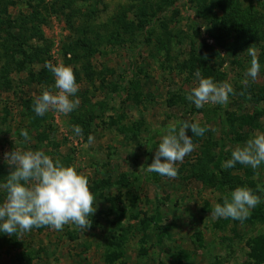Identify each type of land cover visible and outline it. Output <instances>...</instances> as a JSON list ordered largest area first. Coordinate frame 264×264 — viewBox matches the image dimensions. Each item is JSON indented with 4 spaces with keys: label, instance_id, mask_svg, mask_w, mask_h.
Masks as SVG:
<instances>
[{
    "label": "rangeland",
    "instance_id": "obj_1",
    "mask_svg": "<svg viewBox=\"0 0 264 264\" xmlns=\"http://www.w3.org/2000/svg\"><path fill=\"white\" fill-rule=\"evenodd\" d=\"M225 1L223 11L222 0H0V185L4 153L42 150L89 178L97 208L88 230L0 232V264H255L253 253L264 255V163L222 166L264 132V0ZM230 8L240 13L227 19ZM251 46L261 69L245 87ZM47 62L74 68L80 105L67 116L33 110L55 84ZM197 69L232 84L226 105L186 99ZM186 119L210 130L193 137L177 178L139 173L161 129ZM237 187L261 203L243 222L213 218Z\"/></svg>",
    "mask_w": 264,
    "mask_h": 264
},
{
    "label": "clouds",
    "instance_id": "obj_2",
    "mask_svg": "<svg viewBox=\"0 0 264 264\" xmlns=\"http://www.w3.org/2000/svg\"><path fill=\"white\" fill-rule=\"evenodd\" d=\"M246 52L251 61L245 79L241 81L245 87L249 84V77L251 81H256L261 69L257 49L251 46ZM46 67L53 74L55 84L45 88L35 98L33 110L41 117L48 112L67 116L80 105L79 98H72L79 91L74 68L71 65H53L51 62H47ZM195 76L198 84L191 89L186 99L196 108L207 104L226 105L230 94L235 95L232 84L227 81L217 83L211 77L203 78L199 69ZM208 130L210 126H201L199 122L188 119L170 123L167 128L161 129L164 134L153 162L146 169L142 166L139 173H157L162 177L177 178L178 164H182L185 157L197 147L193 137L204 136ZM73 131L77 136L83 132L79 125L73 126ZM189 131L191 136L188 135ZM20 134L25 141L29 139L27 129H22ZM93 141L94 137L89 135L88 143ZM3 158L10 173L0 185L6 192L3 203H0V232L20 236L40 227L57 231L65 225L87 230L91 228L92 220L88 217L97 210L93 206L95 195L90 190L89 178L78 172L75 165L65 166L60 159L54 160L42 150L14 149L4 153ZM237 163L250 166L253 170L264 163V132H257L242 146H236L231 159L222 166L228 169ZM257 190L264 191L259 186ZM260 203V196L254 194L251 188L237 187L230 193V198L224 197L223 204H215L211 216L243 222Z\"/></svg>",
    "mask_w": 264,
    "mask_h": 264
},
{
    "label": "trees",
    "instance_id": "obj_3",
    "mask_svg": "<svg viewBox=\"0 0 264 264\" xmlns=\"http://www.w3.org/2000/svg\"><path fill=\"white\" fill-rule=\"evenodd\" d=\"M222 2L225 3V4H223V7H221V9L224 11V10H225V5H226L227 3H226L225 0H222ZM230 9H231V8H230ZM234 11H235L236 13H238V14L240 13V9H239V8H238V9H237V8H236V9H231V11H230L231 13H228V15L226 14V16H227L226 18H227V19H228V18H231V17H232V14H233ZM241 18H242V17H241ZM137 20L139 21V23H142V22H143L142 17H140L139 15H138ZM237 26L239 27L240 24H238ZM243 27H247V24H244ZM236 32H237V28H236ZM239 33H241V32L239 31ZM259 246H261V243L258 242V247H259ZM254 253H255V254H254ZM254 253H253V256H254V257H252V258L254 259V263H255V264H262V263H264V255H263V254H259V253H257V252H254Z\"/></svg>",
    "mask_w": 264,
    "mask_h": 264
}]
</instances>
